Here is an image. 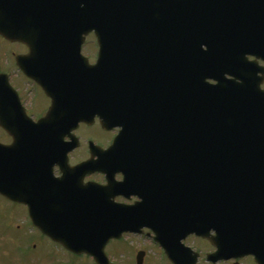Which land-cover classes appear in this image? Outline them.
<instances>
[{"label": "water", "instance_id": "water-1", "mask_svg": "<svg viewBox=\"0 0 264 264\" xmlns=\"http://www.w3.org/2000/svg\"><path fill=\"white\" fill-rule=\"evenodd\" d=\"M89 31L95 32L101 48L116 49L122 43V48L131 49L148 35L155 46L164 42L170 51L167 93L157 105H147L170 127L157 144L167 148L170 163L159 173L157 166L147 169H154L152 203L144 199V211L135 216V210H120L110 201L115 195H108L112 183L92 184V200L95 196L106 205H92L89 212L84 203L88 186L81 192L76 187L91 171L110 170L113 175L116 163L131 161L132 148L144 140L135 133L132 111L124 108L128 103L119 99L120 83L114 84L120 91L117 99L101 101L104 93L91 95L87 117L82 100L69 101L70 119L51 118L65 104L58 100L46 119L29 127L24 119L6 118L18 111L0 77V126H17L9 130L13 144H0V194L27 203L34 225L43 233L73 253L91 255L97 264H109L106 243L124 231H135L137 219L139 226L154 230L156 242L174 264H194L186 250H177L179 241L191 233L215 244L218 251L212 260L251 254L257 264H264V68L258 65V60L264 61V0H0V35L13 41L53 49L70 39L76 44ZM247 55L254 59L249 61ZM96 75L91 72L92 88H103L109 81L101 83ZM100 108H105L104 127L119 118L123 130L100 159L99 149L92 150L97 160L66 165L64 176L55 179L52 167L65 166L67 150L62 152L52 134L79 122L91 123ZM151 145L155 150L153 140ZM61 152L64 164L58 159ZM132 179L127 180L131 188L136 176ZM48 199L73 200L76 212L39 213V201ZM211 229L215 237H209Z\"/></svg>", "mask_w": 264, "mask_h": 264}, {"label": "flooded vegetation", "instance_id": "flooded-vegetation-1", "mask_svg": "<svg viewBox=\"0 0 264 264\" xmlns=\"http://www.w3.org/2000/svg\"><path fill=\"white\" fill-rule=\"evenodd\" d=\"M93 35L88 34L84 37L81 48L75 49H56V50H30L25 44L18 42H10L4 40L8 47L2 56V64H0V73H3L12 88V95H15L24 111L27 119L32 122H37L43 119L50 109L52 104V96L42 87L40 83H45L46 89L49 91L51 87V94L56 96L68 98V86L66 69H81V64L94 65L101 53L105 55L117 56L116 61L121 63L119 71H129L135 73L132 78L138 82H144L147 79L157 81L161 77V69H163V77H167V70L170 67V51L164 43L163 48H148V42L141 41L136 48L132 49H99L96 47L95 41L92 39ZM94 37V36H93ZM142 39H146L144 36ZM153 45V43H151ZM79 53L81 58H76L75 53ZM38 55V56H37ZM37 56V57H33ZM51 56V57H49ZM132 56V58L124 57ZM263 64V63H262ZM52 69L49 73L47 70ZM78 77L83 79L89 78V74H78ZM142 99V98H139ZM143 103V101H140ZM139 115L143 116L144 107L138 106ZM158 116V114H157ZM153 123H155L153 121ZM139 124H144L141 122ZM156 125H160V119L157 118ZM165 121L163 127L165 128ZM95 126V125H94ZM84 125H80L74 135L78 138V147L68 154L69 163L74 165L89 158L88 144L91 141L90 135L85 134L82 129ZM119 129H114L110 133H104L109 138L101 141L99 145L106 149L110 144L112 138L118 133ZM70 137L66 135L63 143H69ZM0 142L5 145L12 143V137L6 131L0 129ZM82 150V156H76V151ZM141 151L142 148H137ZM53 173L55 176H60V168L55 166ZM117 182L123 180V174L117 173L115 176ZM95 181L99 184H105V176L99 173L84 177L83 182ZM124 195H119L115 201L123 204H134L139 201L136 193L131 191H124ZM0 201L3 203V209L0 206V218L2 216L6 219L5 229L1 235L6 243H10L8 248L3 245L2 252L3 260L0 259V264H69V259L73 255L64 250L60 245L52 242L49 238L44 236L40 230L32 226L28 218V208L24 204L11 201L0 195ZM21 212L23 219L16 221L17 214ZM12 228L19 231L20 238L12 236ZM143 233L149 236L148 230ZM192 239L199 240L203 243V247H198ZM186 246H191L194 251L199 253V258L196 264H211L207 261V254L213 252L215 249L209 244L207 240L198 238V236H189L183 241ZM8 249H14L19 252L17 255L11 256ZM56 250V254L52 255V250ZM246 260H250L253 264V257L247 256L241 259H230L225 262L217 264H245ZM170 264V263H169Z\"/></svg>", "mask_w": 264, "mask_h": 264}, {"label": "rangeland", "instance_id": "rangeland-1", "mask_svg": "<svg viewBox=\"0 0 264 264\" xmlns=\"http://www.w3.org/2000/svg\"><path fill=\"white\" fill-rule=\"evenodd\" d=\"M6 47H8L7 44L4 42L3 39L0 38V63L2 62V55L4 54ZM83 132L88 133L90 135V138L96 142L105 141L109 138V135H107L108 136L107 138L104 132L101 129H99L97 126L93 128H87V129L85 128L83 129ZM0 206L3 209L4 206L1 201H0ZM15 219L16 221H20L21 219H23L21 212L17 214ZM5 225H6V219L4 216H2L0 218V236L3 234ZM12 236L20 238L19 231L12 228ZM192 240L196 245L198 244L199 247H203L202 246L203 243L200 242L199 240L198 241L195 239ZM2 244L6 245L8 248L11 246L10 243L8 244L4 240H2ZM144 244L147 245L148 248H150L148 252L149 257L147 258V264H155L154 262H156L155 260L157 259L159 260L161 259L160 260L161 262L158 264H168L166 261L162 259V254L155 245L149 244L144 240L138 239V237L132 235H125L122 238V240L110 243L105 249V252L111 258V260H114L115 264H133L132 257L134 250L136 248L138 249L141 246H144ZM52 252H53L52 255L56 254V250L53 249ZM8 253L11 256L19 254V252L14 249H8ZM1 259L3 260L2 255H1ZM72 261L73 262L71 264H93L92 261L82 258L81 259L72 258ZM245 264H253V263L250 260H246Z\"/></svg>", "mask_w": 264, "mask_h": 264}]
</instances>
